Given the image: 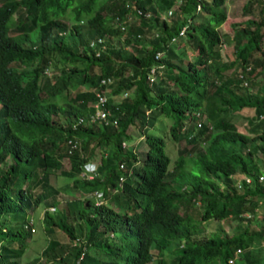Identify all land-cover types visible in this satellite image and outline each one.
I'll list each match as a JSON object with an SVG mask.
<instances>
[{
	"label": "trees",
	"instance_id": "obj_1",
	"mask_svg": "<svg viewBox=\"0 0 264 264\" xmlns=\"http://www.w3.org/2000/svg\"><path fill=\"white\" fill-rule=\"evenodd\" d=\"M174 2L0 0V264H20L38 205L48 242L23 264H261L250 245L264 241V1L245 3L260 18L231 38L218 31L224 0H180L163 19ZM96 92L103 120H90ZM243 109L254 111L248 133L232 121ZM160 117L175 157L148 132ZM132 127L144 132L139 154L121 145ZM63 158L60 188L50 174ZM236 173L249 181L234 187ZM61 190L73 197L62 208ZM210 219L237 228L209 230Z\"/></svg>",
	"mask_w": 264,
	"mask_h": 264
},
{
	"label": "rangeland",
	"instance_id": "obj_2",
	"mask_svg": "<svg viewBox=\"0 0 264 264\" xmlns=\"http://www.w3.org/2000/svg\"><path fill=\"white\" fill-rule=\"evenodd\" d=\"M248 0H224L223 3V8L225 11V15H226V19L225 21L218 27V31L223 34V36H227L228 38H231L232 35L234 34V30L241 27L242 25H244V21L249 19V18H255V19H259L260 18V4L259 3H254V5L252 6V10L250 13H245L243 6L245 5V3ZM264 1V0H262ZM173 11L177 9V5H174L172 7ZM161 16L163 19H168L166 16V12L162 11L160 12ZM165 16V18H164ZM15 21V19L13 18V22ZM227 37L224 39H227ZM180 41V39H176L175 40ZM181 46V45H180ZM182 47V46H181ZM234 48H233V43H226L225 44H221L220 47V52L222 55V59H225L226 57L223 55H226L229 60L234 59L235 55L233 53ZM189 55V54H188ZM23 65H21V68ZM234 68H228L227 70H225V75H229L230 73H238L239 72V67L237 68V70L235 72ZM49 73H51L50 71L46 72V75H48ZM261 79L260 76H257L255 79V82H259ZM257 88V86H253L252 89L255 91V89ZM122 96V95H121ZM115 101L118 100L117 97L114 98ZM59 101V100H58ZM254 111L253 109H243L242 111H239L237 113H235L232 116V121L235 123L237 130L243 132V133H248V128H249V124H248V118H250L253 115ZM171 119L167 118V117H160L155 125L153 127H151L149 129V133H153L155 135H159L161 136V138H163V140L166 143L165 149L166 151H168L169 155H171L172 157H175V144L174 142L170 139V137L165 136L169 125H170ZM131 133L134 135L133 139L130 142H122L121 145L125 148V150L127 151H135V153L139 154L142 153V151H145L147 149V145L144 141V132L139 130L138 128H131ZM142 139V140H141ZM125 144V145H124ZM257 156H261L260 152L256 153ZM140 157H142L140 155ZM98 160L95 159L94 161H92L91 163H88L87 168L89 170H91L96 162ZM143 161L142 159H140L139 164H142ZM70 168V164L67 158H63L62 159V164H61V168L59 169H52L51 170V174H50V182L55 185L58 186L60 188H62L63 186H65L66 181H68V179L66 177H64L61 173L60 170H68ZM245 175L241 174V173H236L233 176L230 177L231 179V184L234 187L238 186V182L244 177ZM88 177H91L90 175ZM24 188L27 187V183H23L22 184ZM21 185V186H22ZM34 188H33V192H34ZM79 198H83L82 196H77ZM73 198L72 196L68 195L66 192L61 190V193L59 194V199H60V205L59 207L62 208L64 206V202L67 199ZM52 211H55L54 209ZM43 212H44V207L41 205L36 206L32 211H31V216L30 218L33 221V229H30V232L32 233L31 237L27 239L25 246L26 249L21 253V255L18 257V261L20 264H23L27 261H30L32 258H34L35 256H37L40 251L42 250V248L45 247V245L48 242V238L47 235L45 233L44 230V222H43ZM249 214H245V216H247ZM264 215V208L263 207H257L256 208V214H255V218L258 219V221H260V219L262 218V216ZM248 217V216H247ZM209 230H213L214 228L217 227H222L223 230L225 231L226 235H231L232 233H234V228H237V221L233 220V219H225V220H220V221H212L211 219L204 222L203 223ZM251 228L257 229L258 228V224L256 222H252L251 223ZM57 235L59 237V239L64 240L66 239L63 234L61 232H57ZM56 236V234H55ZM64 238V239H63ZM18 243L16 242V246L15 248L18 249ZM174 244H171V247H173ZM253 250H260V256L262 258V262L261 264H264V241L261 239V237H254L253 240H251V245ZM154 254L156 253V250L153 249ZM167 255V254H166ZM169 255V254H168Z\"/></svg>",
	"mask_w": 264,
	"mask_h": 264
},
{
	"label": "built area",
	"instance_id": "obj_3",
	"mask_svg": "<svg viewBox=\"0 0 264 264\" xmlns=\"http://www.w3.org/2000/svg\"><path fill=\"white\" fill-rule=\"evenodd\" d=\"M179 4H180V0H175L174 5H177V6H178ZM199 7H200V4L197 6V9H199ZM172 12H173V9H172V8L168 9V10L166 11V16H167V17L170 16V15L172 14ZM138 13H139V14H142V11H141V10H138ZM145 15L147 16L148 14H145ZM164 18H165V16H164ZM184 32H185V27H182L181 30H180V32H179V35H183ZM176 39H177V37H172V41H175ZM154 72H155V71H154V68L151 69L150 74H149V80H153ZM107 81H109V79H107V80L102 79V80H101V83H106ZM96 97H97V100H96V102L94 103L95 112L92 113V115H91V117H90V120H95V119L103 120V119H105V118L107 117V115L109 114L108 110H105V109L103 108V105H104L105 102H106V96L103 95V94L100 93V92H96ZM82 121H83V119L80 118V121H79V122H82ZM198 125H199V123H198ZM73 146H74V145H73ZM87 166H88V164L86 165V169H87L88 171H90V172H92V171L95 169V168L93 167L91 170H89V169L87 168ZM243 178H245L246 181H249V178H247V177H243ZM260 179H264V175L260 176ZM240 183H241V180L237 183L238 186H240ZM237 251H238V250H237ZM233 261H234L233 258H230V259L228 260V262H229L230 264H231Z\"/></svg>",
	"mask_w": 264,
	"mask_h": 264
},
{
	"label": "clouds",
	"instance_id": "obj_4",
	"mask_svg": "<svg viewBox=\"0 0 264 264\" xmlns=\"http://www.w3.org/2000/svg\"><path fill=\"white\" fill-rule=\"evenodd\" d=\"M148 113V112H147ZM125 145V144H124ZM94 168H95V166H94Z\"/></svg>",
	"mask_w": 264,
	"mask_h": 264
}]
</instances>
